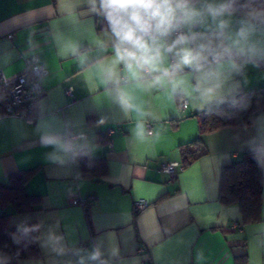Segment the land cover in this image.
Listing matches in <instances>:
<instances>
[{"label": "crops", "instance_id": "crops-1", "mask_svg": "<svg viewBox=\"0 0 264 264\" xmlns=\"http://www.w3.org/2000/svg\"><path fill=\"white\" fill-rule=\"evenodd\" d=\"M241 18L233 17L234 27ZM102 21L81 0H0L5 82L15 83L33 55L48 72L36 122L0 119V185L34 170L27 193L41 199L37 211L8 220L13 228L34 226L41 256L28 264H235L243 255L264 264V192L261 221L241 228L239 207L219 202L224 168L264 148V112L252 125L204 135L207 155L175 178L161 170L180 164V148L197 137L196 113L264 87V60L234 76L222 102L137 90L145 114H126L102 83L99 63L111 57L99 45L107 40ZM86 160L104 161L106 174H85ZM90 196L87 207L70 202ZM138 200L148 205L136 212ZM10 212L0 201V215ZM95 249L100 261L89 259Z\"/></svg>", "mask_w": 264, "mask_h": 264}, {"label": "clouds", "instance_id": "clouds-1", "mask_svg": "<svg viewBox=\"0 0 264 264\" xmlns=\"http://www.w3.org/2000/svg\"><path fill=\"white\" fill-rule=\"evenodd\" d=\"M81 2L105 21L107 40L99 45L105 53L110 47L111 57L99 63L101 79L126 114H145L137 90L222 102L233 77L264 60V0ZM100 258L99 249L89 255Z\"/></svg>", "mask_w": 264, "mask_h": 264}, {"label": "trees", "instance_id": "trees-1", "mask_svg": "<svg viewBox=\"0 0 264 264\" xmlns=\"http://www.w3.org/2000/svg\"><path fill=\"white\" fill-rule=\"evenodd\" d=\"M106 27L105 21L101 22ZM264 112V87L243 92L220 105L196 113L199 132L197 137L180 148L181 168L186 169L207 155L203 136L227 127L252 125ZM83 172L92 177L107 172L104 161L86 160ZM34 170L21 171L10 176L9 186L0 185L3 208L10 214L0 215V264H28L40 258L37 238L31 232L32 224L9 227V216L30 214L39 209V196L27 193ZM89 176V175H88ZM264 192V148L243 153L242 157L225 167L222 173L219 202L223 206L237 205L241 219L239 228L261 221ZM235 264H249L247 255L238 256Z\"/></svg>", "mask_w": 264, "mask_h": 264}, {"label": "built area", "instance_id": "built-area-1", "mask_svg": "<svg viewBox=\"0 0 264 264\" xmlns=\"http://www.w3.org/2000/svg\"><path fill=\"white\" fill-rule=\"evenodd\" d=\"M26 66V72L13 84H7L0 72V119L15 117L24 119L30 123L36 122L38 119L34 106L45 93L42 79L48 72L36 55L26 59ZM66 93L71 96L72 90L68 89ZM180 106L181 109H186L188 107L187 101H182ZM147 129L148 134L153 135L151 125H147ZM161 170L165 174L175 178L177 172L182 170V168L179 163H169L162 165ZM93 199L95 198L91 196L85 199L73 197L70 202L72 205L87 207ZM147 205L146 201L138 200L134 203L135 211H142Z\"/></svg>", "mask_w": 264, "mask_h": 264}]
</instances>
